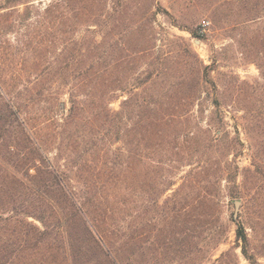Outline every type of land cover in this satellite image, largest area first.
Listing matches in <instances>:
<instances>
[{"label": "rangeland", "instance_id": "obj_1", "mask_svg": "<svg viewBox=\"0 0 264 264\" xmlns=\"http://www.w3.org/2000/svg\"><path fill=\"white\" fill-rule=\"evenodd\" d=\"M197 58L204 77L195 91ZM90 65L94 84L122 82L111 112L139 110L136 103L157 94L159 103L149 109L178 116L154 129L136 128L137 117L125 116L111 130L100 117L96 125L83 116L78 126H62L68 94L59 97L66 108L49 101L22 115L33 118L49 162L68 177L66 188L85 204L117 263L250 264L236 245L242 224L252 249L264 254L257 218L264 199L251 183L255 162L264 160V0H21L0 10L7 96L25 98L37 78L75 82L81 73L69 67ZM99 86L96 95L103 93ZM9 187L0 202H7ZM27 220L43 229L38 218ZM219 234L223 243L215 247ZM72 238L38 242L0 232V264H110L90 238ZM257 260L264 264V255Z\"/></svg>", "mask_w": 264, "mask_h": 264}, {"label": "trees", "instance_id": "obj_2", "mask_svg": "<svg viewBox=\"0 0 264 264\" xmlns=\"http://www.w3.org/2000/svg\"><path fill=\"white\" fill-rule=\"evenodd\" d=\"M20 1L5 0L4 4H0V10H4L11 5H17ZM70 69H78L77 71L81 73L82 77L75 82H69V84L52 80L42 83L37 78L29 82L32 84L31 92L25 98L7 96L8 94L6 95V92L3 91L4 86L0 82V193H3L4 188L10 185L7 189L9 191L7 202L4 203L2 200L0 202V209L7 213L6 216L0 215V232L8 237L36 239L38 242L45 239V237L73 239V236L80 237L81 234L90 238L96 247L98 246L102 253L107 255L110 264H120V262L117 263L115 257H112L110 249L109 251L105 249L103 243L105 239L98 227L91 225L92 223L87 219L90 212H87L84 208L85 204L79 202L80 197L78 198L72 190L69 191L66 188L65 180L68 177L62 176L49 162L48 148L39 141L35 132L36 128H33L30 122V119L33 118L31 116V118H24L22 115H31L40 103H48L49 101L55 103L56 106H65L66 108L67 103L60 101L59 97L61 94H68L70 106L67 115L61 116L62 126L69 127L72 124L78 126L82 123L83 116L86 120L91 119V122L96 125V117H100L99 124L101 123V127L111 130L121 125L123 123L122 116H125L127 119L137 117L136 128L144 124L154 129L155 127L173 125L176 122L174 117L178 119V116L175 114L169 116L165 111V117H159L155 109L152 111L149 109V105L156 106L159 103V95L157 94L148 97L142 104L136 103L139 110L134 111L133 108L131 110L129 106V112L113 113L108 107L114 100L113 92L116 91L117 87H120L122 82L111 79L94 84V79L87 78L88 73L93 70L92 65L69 67ZM104 70L106 71L104 73H108V67H105ZM193 72L195 78L192 80V89L198 91L204 77L203 65L198 58ZM99 84L103 87V93L96 95L92 91L96 90ZM151 84L152 80H147L143 84L145 90L148 86L150 88ZM184 84L183 82V88ZM65 85H68L69 88L67 93H62L61 89ZM140 85L136 82L131 84V88L135 91L140 88ZM101 87L97 88L98 91ZM183 94H186V92H183ZM170 98L169 96L167 100ZM184 100L186 102L184 106L188 105V99L186 101V98H184ZM161 103L164 102L161 101ZM92 114L95 115H93L94 118H92ZM59 132L62 133L61 136L66 133L65 130ZM118 133L119 130H116L114 135L118 136ZM259 147L262 148L264 155V145ZM87 150L88 148L84 150V153H87ZM72 163H77V160ZM254 165L255 170L252 173L253 182L251 183L258 188L257 197L264 199V160H257ZM33 170L34 173H32ZM55 186L59 188L57 194H55ZM65 202H68V208L70 209L67 214L65 213ZM11 204L13 206L10 211L9 206ZM258 213V225L261 231L264 232V201H261ZM68 214L69 217L66 216ZM29 216L38 218L43 225V229L28 222L27 218ZM70 220L78 222V227L71 228ZM251 229L256 231L257 228L252 224ZM222 241V234H219V236H215L213 244L215 247H219L223 243ZM236 245L241 248L242 254L249 260L250 264H259L257 257L264 254L256 253L252 249V240L243 224L239 225L237 230ZM228 254L230 252L223 254L222 258Z\"/></svg>", "mask_w": 264, "mask_h": 264}, {"label": "water", "instance_id": "obj_3", "mask_svg": "<svg viewBox=\"0 0 264 264\" xmlns=\"http://www.w3.org/2000/svg\"><path fill=\"white\" fill-rule=\"evenodd\" d=\"M235 204H236L237 207H239V206H240V201L237 200V201L235 202Z\"/></svg>", "mask_w": 264, "mask_h": 264}]
</instances>
